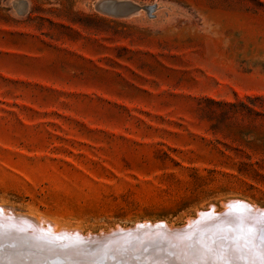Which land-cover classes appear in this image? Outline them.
<instances>
[{"label":"rangeland","instance_id":"374dc122","mask_svg":"<svg viewBox=\"0 0 264 264\" xmlns=\"http://www.w3.org/2000/svg\"><path fill=\"white\" fill-rule=\"evenodd\" d=\"M102 1L0 0V210L83 236L264 213V0ZM79 247L54 249L99 264Z\"/></svg>","mask_w":264,"mask_h":264},{"label":"bare ground","instance_id":"6f19581e","mask_svg":"<svg viewBox=\"0 0 264 264\" xmlns=\"http://www.w3.org/2000/svg\"><path fill=\"white\" fill-rule=\"evenodd\" d=\"M232 206L238 207L239 212L234 211ZM208 209H210L208 212H201L196 218L194 217V220L181 228H171L158 221L156 223L141 222L127 229L109 230L112 231L109 234L83 236L78 229H65L66 224L55 223L57 228L53 225L49 228L50 224L43 219L36 218L35 221H32L26 217L7 214L6 210L3 211L1 208L0 248L3 246L1 250L11 252L9 255L12 256L9 258L15 264H40L49 259H56L51 264H71L75 257L63 258L61 251L65 248H72L74 245L80 246L76 251L81 256V260L90 263L93 260H104L107 264L112 259L113 251L117 250L116 246L124 245V248H133L132 253L136 254L138 258L148 257V264H190L192 261L204 260L200 245L211 244L215 241L217 255L212 257L213 260L223 257L230 260L232 264H248L256 259V255L258 259V249L261 246L259 238H257L258 234L255 244L248 245L253 249L252 252L242 251L240 245L234 244V240L241 230L246 228L245 218L256 222L259 217L264 216V213L253 209L247 210L241 203H228L219 212H215L211 208ZM126 239H130V242H125ZM134 240L138 242L134 243L136 242ZM110 242H112L111 245L102 249L105 244ZM63 244L65 245L63 246ZM55 246L59 250L61 248L63 250L54 249ZM29 247L34 249L30 250ZM167 250L175 251V254L172 253V257H176L179 252H182L185 257L172 259L166 254ZM71 251L70 254L73 253ZM127 254L129 256L120 261L123 263L127 260L128 263L134 264L131 253L127 252ZM114 257L116 258V261L115 258L113 259L114 263L118 264L119 256L115 255ZM75 261L78 262V260ZM3 263L0 261V264Z\"/></svg>","mask_w":264,"mask_h":264},{"label":"snow or ice","instance_id":"6c2138e0","mask_svg":"<svg viewBox=\"0 0 264 264\" xmlns=\"http://www.w3.org/2000/svg\"><path fill=\"white\" fill-rule=\"evenodd\" d=\"M239 202H237L238 204ZM234 211L239 212V208L232 206ZM246 228L241 230V233L235 237L234 244H238L242 251L252 252L253 249L248 247V245L255 244L256 236L258 234L260 241V248L258 249V259H254L248 264H264V216L258 218L256 222L244 219ZM221 239H224L221 237ZM191 247V245H189ZM203 250L204 260L203 261H193L190 264H232V262L226 258H218L213 260L212 257L217 255L216 243L213 241L211 244L200 245ZM146 251V250H145ZM223 251V250H221ZM99 264H106L104 260H101Z\"/></svg>","mask_w":264,"mask_h":264},{"label":"water","instance_id":"95a60500","mask_svg":"<svg viewBox=\"0 0 264 264\" xmlns=\"http://www.w3.org/2000/svg\"><path fill=\"white\" fill-rule=\"evenodd\" d=\"M102 2H105L107 4H115V5H118V6L122 7L125 11L127 10L128 12H135L138 9H140V7H138V6L130 3L128 1H125V0H122V1H117V0H104ZM99 5L101 6L103 4L100 3ZM143 10L146 11L148 14H151L153 12V10H154V6H151V7H143ZM116 14H119V13H116ZM161 227H163V226H161ZM109 245H111V244H105L103 247L106 248ZM2 247L3 246H1V248H0V261L4 262L3 264H15L9 258L10 256H12V255H9L11 252H7V251L1 250ZM54 260H56V259H49V260H46V261H44V262H42L40 264H51V262H53ZM138 262L140 264H142L141 260H139Z\"/></svg>","mask_w":264,"mask_h":264},{"label":"trees","instance_id":"16d2710c","mask_svg":"<svg viewBox=\"0 0 264 264\" xmlns=\"http://www.w3.org/2000/svg\"><path fill=\"white\" fill-rule=\"evenodd\" d=\"M246 99L249 103L263 102L264 101V98H262V97L246 98ZM218 104L222 105L224 107H227L229 109H235L238 113L248 112V113H252L256 116L260 115L254 109L249 108L245 103H242V102H237V103L220 102Z\"/></svg>","mask_w":264,"mask_h":264}]
</instances>
